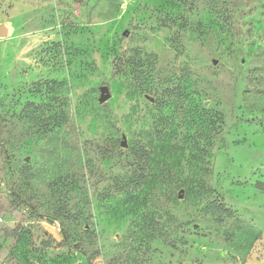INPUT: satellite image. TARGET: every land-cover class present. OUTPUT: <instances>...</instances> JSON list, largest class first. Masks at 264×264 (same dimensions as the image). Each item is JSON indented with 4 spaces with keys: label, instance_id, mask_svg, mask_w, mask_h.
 <instances>
[{
    "label": "rangeland",
    "instance_id": "rangeland-1",
    "mask_svg": "<svg viewBox=\"0 0 264 264\" xmlns=\"http://www.w3.org/2000/svg\"><path fill=\"white\" fill-rule=\"evenodd\" d=\"M89 262L264 264V0H0V264Z\"/></svg>",
    "mask_w": 264,
    "mask_h": 264
},
{
    "label": "water",
    "instance_id": "water-1",
    "mask_svg": "<svg viewBox=\"0 0 264 264\" xmlns=\"http://www.w3.org/2000/svg\"><path fill=\"white\" fill-rule=\"evenodd\" d=\"M111 97V91H110V87L108 85H103L101 86L100 88V98H99V101L101 103H104L106 102L109 98ZM127 142L126 140H124L122 142V145L123 146H126Z\"/></svg>",
    "mask_w": 264,
    "mask_h": 264
},
{
    "label": "trees",
    "instance_id": "trees-1",
    "mask_svg": "<svg viewBox=\"0 0 264 264\" xmlns=\"http://www.w3.org/2000/svg\"><path fill=\"white\" fill-rule=\"evenodd\" d=\"M11 194H12L13 198H14L16 201H18V202L20 201L19 198H18V196L16 195V193H15L13 190L11 191ZM89 264H91V263L89 262Z\"/></svg>",
    "mask_w": 264,
    "mask_h": 264
}]
</instances>
